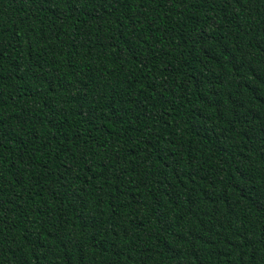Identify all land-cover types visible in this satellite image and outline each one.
Returning a JSON list of instances; mask_svg holds the SVG:
<instances>
[{
	"label": "trees",
	"instance_id": "trees-1",
	"mask_svg": "<svg viewBox=\"0 0 264 264\" xmlns=\"http://www.w3.org/2000/svg\"><path fill=\"white\" fill-rule=\"evenodd\" d=\"M0 264H264V0H0Z\"/></svg>",
	"mask_w": 264,
	"mask_h": 264
}]
</instances>
